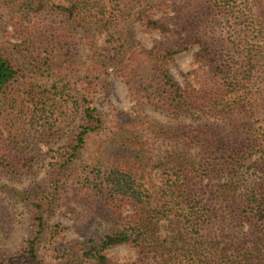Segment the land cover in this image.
Masks as SVG:
<instances>
[{"label":"trees","instance_id":"16d2710c","mask_svg":"<svg viewBox=\"0 0 264 264\" xmlns=\"http://www.w3.org/2000/svg\"><path fill=\"white\" fill-rule=\"evenodd\" d=\"M166 4L184 32L192 16L224 18L252 44L225 57L186 32L146 49L134 26L167 35L155 18ZM193 47L185 77L203 72L217 93L184 89L167 69ZM113 78L138 117L102 119ZM263 85L264 0H0V264H49L40 250L66 229L48 218L69 193L100 233L55 249L56 264H112L119 246L136 250L132 264H264ZM141 129L167 145L163 156ZM19 210L30 231L16 242Z\"/></svg>","mask_w":264,"mask_h":264},{"label":"rangeland","instance_id":"374dc122","mask_svg":"<svg viewBox=\"0 0 264 264\" xmlns=\"http://www.w3.org/2000/svg\"><path fill=\"white\" fill-rule=\"evenodd\" d=\"M169 4V2H168ZM166 4L158 13H156V19H163L169 22L170 32L167 35H162L159 32L148 30L144 24H136L134 26V33L137 40L146 48L151 49L155 45L163 43L169 46L171 43H175L181 37H185L188 34L196 35L206 41L212 46V48L227 57L228 55L235 54L237 58L243 56L247 50L244 40L252 42L244 35L238 36V31L232 29V22H228L224 18L215 19L210 16H192L188 18L184 29H187V33L176 26V20L173 10ZM171 19V20H169ZM224 44V45H223ZM230 49V50H229ZM198 48L193 47L188 53L180 54L176 56L171 63L168 64L167 69L174 77V79L184 89L188 90H204L207 92L217 93L218 89L214 85H210L203 72H199L198 78L195 75H190L187 78L185 75L192 71L193 56L197 52ZM227 89H221L219 93H226ZM255 109L258 112V118L264 119V85L254 90ZM97 108L101 114L102 119L106 123H112L117 120L118 114H124L132 118L138 117L141 111L138 109L135 101L131 98L128 93L127 87L118 79H112V91L108 98H99L97 100ZM162 122L170 124L166 119L161 118ZM232 122H225L222 124V129L225 134L229 137L234 135V131L231 127ZM258 127V126H257ZM140 135L146 141L147 148L151 151L153 158L163 156L164 152L167 151L168 147L166 144L156 141L152 138L148 131L144 129L140 130ZM104 133L102 134V136ZM91 142L89 149L90 152H94L97 146H102L100 139H94ZM46 149H43V153L46 156ZM96 157V156H94ZM48 161V158L44 159ZM40 166L38 176L35 177L36 181L42 180L45 173V166ZM156 181V177H152ZM28 180L25 185H28ZM69 187V184L66 185ZM65 193V191H63ZM70 200L65 201L60 208L55 210V213L48 218L49 225H59L64 227L66 230L58 235L56 242L52 246L44 245L40 250L42 257L49 264H56L55 260V249H62L68 245L80 241L84 242L87 237L98 235L99 229L90 226L88 218H81V210L76 206L73 201V194L69 193ZM23 211L19 210L13 216V225L11 226V236L16 242L27 239L30 231L28 222L25 221V217L22 214ZM106 256L109 258L112 264H132L137 258V252L133 247L130 246H119L110 249L106 252Z\"/></svg>","mask_w":264,"mask_h":264}]
</instances>
